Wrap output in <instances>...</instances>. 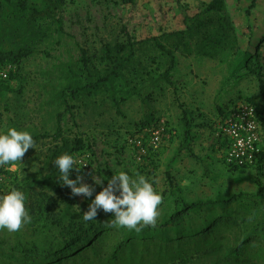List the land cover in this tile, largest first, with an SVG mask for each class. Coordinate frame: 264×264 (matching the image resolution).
Here are the masks:
<instances>
[{"label":"rangeland","instance_id":"1","mask_svg":"<svg viewBox=\"0 0 264 264\" xmlns=\"http://www.w3.org/2000/svg\"><path fill=\"white\" fill-rule=\"evenodd\" d=\"M211 1L136 0L123 5L120 0H66L63 16L69 36L60 39L48 31L46 36L36 39L39 52L20 64L0 68L9 74L0 87V131L16 127L52 132L55 112L65 110L62 120L65 133L70 137L80 136L84 141L83 149L74 157L78 163L85 164L79 168L80 182L89 184L93 195L77 196L74 208L82 229L79 238H86L89 244L75 239V249L54 262L41 264H138L123 257L107 261L128 230L110 227L111 213L99 211L95 220H83V213L95 194L118 171H126L133 178L137 173L143 175L160 193L162 203L158 206L156 225L152 227L156 230L183 208L180 194L187 204H198L197 209L188 210L182 224L200 234L182 237L180 246L172 228L168 246L162 245L160 249L159 244L152 243L144 247L142 264H264L260 248L264 243L260 239H254L255 243L242 250L244 262H235L236 253L229 255L231 261L225 260L224 256L245 233L238 225L224 220L211 235L205 236L203 232L214 222L215 215L228 216L238 206L250 205L258 192L262 196L257 200L264 202V162L262 168L246 172L232 168L227 161L228 139L222 130L224 116L240 103L255 104L264 116V0H257L250 10L251 0H227L241 45L258 52L261 78L246 69L231 77L220 58L212 59L196 52L188 54L170 43L176 66L169 83L155 84L153 79L168 68L170 60L148 44L137 46L136 57L124 71V79L117 82V96L125 98L118 107L106 87L69 98V109L65 105L48 104L45 86L58 83L56 66L77 61L81 48L87 49L95 64L102 67L99 58L102 45L124 41L123 27L138 39L181 29L186 13L193 14ZM253 62L250 65L258 70ZM128 86L137 90L130 97ZM185 110L190 111L188 136L183 118ZM50 143L51 138L36 142V148H30L21 159L22 165L4 168L0 173V193L38 169ZM207 166L211 172L208 176L204 174ZM93 176L106 179L98 185ZM53 196L60 202L55 205L59 210L64 200H60V193ZM31 198L33 207L26 205V208L32 222L14 233L0 230V238L5 239L0 242V264H24L27 257L42 260V256L67 247L61 229L38 207L39 201ZM220 198L233 201L224 207H213L212 202ZM259 208L257 216L264 223V205L259 204Z\"/></svg>","mask_w":264,"mask_h":264},{"label":"trees","instance_id":"2","mask_svg":"<svg viewBox=\"0 0 264 264\" xmlns=\"http://www.w3.org/2000/svg\"><path fill=\"white\" fill-rule=\"evenodd\" d=\"M135 1L120 0L123 5L132 4ZM65 4L66 0H0V68L6 64H20L24 59L39 52L35 43L36 39L40 36H46L48 31H52L60 39L66 35L69 36L64 28L63 11ZM256 4L257 0H251L249 10L255 7ZM228 8L227 0H212L199 11L193 14L186 13L183 18V28L169 32L163 31L159 35H148L139 39L128 31V28L123 27L124 41L102 45L99 57L102 67L95 64L87 49L81 48V55L77 61L69 60L56 66L59 72V76H57L58 83L52 82L45 86L49 94L48 104L51 106L65 105V109H69V98H76L85 93L92 94L106 87L111 92L114 104L118 107L121 100L125 98L117 96V82L124 79V71L136 57L137 46L148 44L167 55L170 60L168 68L158 78L153 79L155 84L169 83L171 72L176 66L174 49L168 46L170 43L174 44L175 48L188 54L196 52L212 59L220 58L227 65L228 74L231 77L246 69L261 78L260 69L262 66L257 65L258 52L254 53L241 45L239 31ZM252 61H254L253 63L256 64L258 70L250 65ZM8 78L9 74L7 78L0 79V87L1 82L6 81ZM128 87L130 89L129 97L137 92L136 88ZM253 105L257 109L258 118L263 127L264 116L260 109L255 104ZM184 113L183 118H185L184 122L187 127L186 136H188L190 122H188L187 116L190 115V111L185 110ZM64 114L65 110L55 112L52 132L48 130L43 132L29 130L33 134L35 142L51 138V143L45 152L42 165L28 174L22 182L16 183L14 187L25 193L28 208L33 207L31 197L39 201L38 207L44 211L47 218H51L61 229L60 234L64 238L67 247L60 251L54 248L55 253L42 256V260L27 257L24 264L54 262L68 250L76 248L73 242L75 239L79 242H86L87 245L89 244L86 238H79L82 229L79 226L80 220L77 218V211L74 208L77 203V195H73L69 187L59 182V173L53 164V159L57 156L63 153L74 156L76 152L84 147L82 137H70L65 133L62 125ZM226 117L227 115L224 116V118ZM227 143L229 145L228 140ZM263 162L264 153L251 166L231 165V167L246 172L249 169L262 168ZM208 169V166L204 168L206 176L210 172ZM2 171H4V168H0V173ZM77 176L81 177L80 170L73 169L69 178L76 179ZM177 189L181 192L179 187ZM53 193H60L62 196L60 200H64L65 204L59 210H56L55 205L60 204V202L53 196ZM261 196L262 193L258 192L254 196L255 200L250 205H240L237 211L229 212L228 216L215 215L214 222L203 231L205 236L211 235L215 227L224 220L245 230L242 239L224 256L226 261H231L229 255L236 253L235 262H244L245 260L241 259L243 249L247 248L249 244L255 243L254 239H260L264 243V223L257 216L260 209L259 204L264 205V202L260 203V200H257ZM179 199L182 200L183 208L176 210L157 230L152 227H142L140 231L128 229L125 232L124 239L117 245L115 251L107 257V261L110 262L113 257H123L131 263L137 261L138 264H142L141 252L144 247L152 243L159 244L160 249L162 245L168 246L167 243L172 240L169 233L172 228L173 233L178 236L177 242L180 246L182 237L191 238L198 233L200 234V232L194 233L193 230L186 229L182 224L185 214L189 212L188 210L197 209L198 204H187L181 194ZM232 201L220 198L214 200L212 205L213 207H224ZM187 234L188 236H185ZM4 240V238H0V242ZM155 240L159 242L156 243ZM83 246L84 244L80 245L79 249ZM136 247L140 248L136 250ZM260 248L264 254V247L261 246Z\"/></svg>","mask_w":264,"mask_h":264},{"label":"clouds","instance_id":"3","mask_svg":"<svg viewBox=\"0 0 264 264\" xmlns=\"http://www.w3.org/2000/svg\"><path fill=\"white\" fill-rule=\"evenodd\" d=\"M30 148H36V142L29 130L8 127L6 131H0V168L22 165L20 161ZM53 164L59 173V182L69 187L73 195H93V188L80 182V176L76 179L69 178L73 169L78 170L85 164L78 163L69 153L57 156L53 159ZM93 179L96 184L101 185L106 178L93 176ZM161 203L160 193L143 175L137 173L133 178L126 171H118L108 179L107 186L95 194L88 210L83 213V220H95L98 212L103 211L112 214L110 227L140 231L142 227L156 225L158 206ZM31 222L32 217L26 208V195L23 191L10 187L0 193V230L14 233Z\"/></svg>","mask_w":264,"mask_h":264},{"label":"built area","instance_id":"4","mask_svg":"<svg viewBox=\"0 0 264 264\" xmlns=\"http://www.w3.org/2000/svg\"><path fill=\"white\" fill-rule=\"evenodd\" d=\"M7 77L8 73L0 70V79ZM222 130L229 141V164L251 166L264 153V132L253 104L235 106L225 118Z\"/></svg>","mask_w":264,"mask_h":264}]
</instances>
